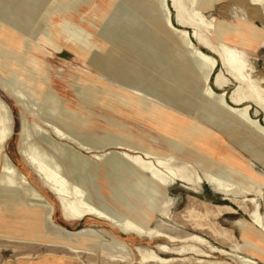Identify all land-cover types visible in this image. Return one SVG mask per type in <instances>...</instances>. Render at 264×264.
<instances>
[{"label": "bare ground", "instance_id": "obj_1", "mask_svg": "<svg viewBox=\"0 0 264 264\" xmlns=\"http://www.w3.org/2000/svg\"><path fill=\"white\" fill-rule=\"evenodd\" d=\"M93 1L94 0H33L32 5L25 4L24 8L34 12L41 10L42 15L40 13L39 15L42 18L48 13L62 14L61 11L64 13H71L82 7L84 10H87L92 5ZM120 1L123 4L125 3L124 8H126L127 12L131 10V16H128L122 23V20L120 21L118 17L113 14L112 17L113 21H115V25H112V21V24H109L108 27H104L105 32H103L101 39H93L89 35H85L82 29H72V26H68L70 31L73 32L72 40L74 41L75 48H77L76 50L82 54L85 51V56L97 67L104 66L107 61L112 60L117 75L124 71L125 62L130 61L131 64L129 63V65L133 67V71L131 70L130 72L135 77L141 78L142 71L137 70L133 65L132 60L135 59L145 64V69H148L151 73L154 74V72H157L159 77H161L160 79H162L160 80L161 82L164 81L165 76H161L164 75V73L160 75V73H162L159 70L161 66L156 62H159V57H165L167 59V54L170 53L173 55V59L182 62V67L185 68H182V70L185 73L187 71L190 73L195 68L197 70L195 72L202 75L205 84V94L202 95V99L205 100L208 105L212 106L211 110L209 109L211 114L214 108V111H219L226 116L234 117L239 122L251 126L264 135V126L249 116L250 105L240 106V97L241 95L243 96L244 86H246V91L252 94V96L263 105L264 98L261 96L262 94L259 93L254 81L246 74L248 64L244 59L243 52L228 45L231 40L237 38L235 33L239 32V28H241L243 30V37L238 46L243 49L254 51L259 41L262 39V31L256 29L244 19H238L237 21H240L239 25L234 26L235 23H224L216 19H208L203 15L204 11L212 10L215 4L222 0H190V5L187 9L182 7V0H171L172 5L176 9L177 22L180 27H176L172 23L169 0H155L157 6L155 11L152 9L148 10V0ZM251 2L253 3L252 5H260L263 3V0H251ZM141 9L149 11V13L154 16L158 14V17H154L153 29L155 34L164 42V51H161L160 48L154 50L156 48L145 43L141 35L138 33L135 34V32H133L135 30L129 29L132 25V19ZM129 14L130 13L127 15ZM4 15L7 17L9 16L7 14ZM37 18H39V16ZM108 18H110V16H108ZM28 21H32L34 25L37 24V21L32 19H28ZM87 23H91V21L88 20ZM117 23H121L122 27H117ZM187 25L194 27V38L201 40L205 35L212 38L213 43L210 45L211 50L219 57L222 66L226 69L228 74L239 83L234 91V95L237 97H233L230 103L225 100L224 90L220 93H216L209 86L208 80L214 75L218 62L212 55L206 54L197 48L190 33L186 29ZM44 29L45 28L42 26L40 31ZM48 32L49 31H47V34H49ZM45 35L46 34H44V37ZM102 43L109 45V48ZM0 44L7 45L8 48L7 50L0 48L1 51L5 52V55L2 53V64H4L5 67H11V60H9V58L11 53H13L12 48L14 45L12 47V39L2 35L1 31ZM29 45V41L27 40V42H25L24 53H26ZM54 48H58V46H54ZM107 50L109 51L106 53ZM168 50L171 51L169 52ZM26 57L28 58L25 54L22 55L20 61H28ZM33 59L34 58L31 60L34 61ZM165 61L166 60H164V63ZM41 63L43 62L40 60L35 61L33 65L28 66L27 64V67H29V70L33 71L34 69H38L40 65L42 66ZM167 63L166 66L168 65ZM170 68L176 72L177 76L180 75L183 78V80L179 78L177 82L166 78L170 84V91H183V88H187L186 76L182 75L180 68L175 70L173 65ZM43 69L42 66V69L39 71L40 74L37 73L36 75L32 73L31 75H33V78H35L34 81L45 93L47 103L49 104L51 101L57 100V105H59L57 114L55 113L56 115L49 117L48 120L40 119L39 115L36 114V105L34 103L29 104L23 91H20L19 88H16V84H12L11 81L9 82L5 78L2 73L3 68L1 69L0 66V91L10 97L14 103L18 105L21 112V130L18 134L17 154L24 164L38 177L42 184L56 197L62 219L70 223H79L87 219H92L107 225L110 230L86 227L77 231H69L54 222L53 215L55 208L53 205L39 191L31 186L26 177L17 169L6 153L5 148L14 135L15 119H13L12 111L8 104L0 98V241L25 246H45L50 249L63 248L70 253V258L62 261V264H85L81 260L82 257H86L87 260H89L88 264H97V262L101 264H135L137 257V264H175L173 257H163L160 254L173 256L175 254H181L182 252L186 253V255L208 258V254L195 245H191L188 249L182 251H175L168 245L161 244L158 247L160 252V254H158L148 247L130 245L127 237L130 238L131 236L139 240L145 239L148 242L166 240L171 244H177L188 241L217 252L222 256H232L237 260L238 264H255L249 258L241 256L238 247H235L232 253H229L215 248L207 240L198 235H191L184 239H178L159 229L152 228L149 226L150 219L147 220L149 216L145 214L138 216L127 214L120 215L106 207L104 203L88 199L86 196L87 185L83 183L84 181H72L68 177L69 175L73 177V170L84 171L85 173H97L100 169H103L106 175H112L114 177L116 175V170L130 174V176L135 179L138 191L143 192L144 190L146 195H149L151 198L157 196V194L159 195L160 192H162L164 196L166 189L176 183H181L184 189L194 193H198V189H201L203 184H208L225 194L237 193L243 195L244 200L253 204L254 208L247 213L248 221L240 220L237 225L241 229L242 235L246 238L250 247H252L253 250H259L262 252L261 255L264 256V250H260L259 246L257 247L255 243H252L251 237L252 235H256L260 239H264V216L261 215L260 204L255 198L248 199L246 197L247 194L255 192V187L252 184H256V182L253 177L248 176L252 184H250L249 187H244L233 179V177L236 176L238 178H243L241 176L243 173L240 174L241 172L239 173L238 170L230 168V166H226L222 169L218 168L217 170L207 169L204 171L203 175H200L195 165L196 162L191 163L192 161L177 159L171 153H166L162 150L156 151L155 149L152 150L146 147L134 146V142L130 144V141L125 142L121 139L107 142V139H104L105 137L103 136L92 135L91 137L81 138L71 134L68 129L69 124L57 125V122H78L77 120H79V118L76 117L77 114L75 112L64 106L65 100L52 88L48 75L44 74ZM33 72H35V70ZM154 76L156 77L157 74H154ZM193 77H195V75ZM199 78L201 79V77ZM215 78L214 85H216L219 90H222V76L219 74ZM91 80L88 86V92L90 93L88 94L90 97L89 101L92 104H96L94 100L101 95L103 87L96 84L93 79ZM168 82L166 83L168 84ZM193 84L190 85L189 83L191 87ZM137 88L138 89L132 91V95L137 101L145 103L147 106L149 105V108L155 107L158 111L167 109L157 103L156 97L144 93L146 91L143 92L139 87ZM194 91L190 94H194ZM81 92H83V90ZM47 108L45 109L47 110ZM206 111H208V109H206ZM25 112L28 113V116L30 115L32 120L28 119ZM124 127L126 126L124 125ZM233 131L228 134L230 135L229 137L233 141L239 142L237 135L233 134ZM185 136V139H183L185 143H182L185 144V146L188 145L190 149L188 148L189 152H182L185 154L183 157L196 159L197 157L193 158L190 154L191 152L197 153L198 149L195 148L194 145L199 144L200 141L209 146V151L220 150L219 143L214 139L206 140L207 136H209L208 131L199 129L198 126L190 124L187 135ZM193 139L196 141H193ZM181 147L184 148L183 146ZM111 149H115L116 151L108 152V150ZM207 151L208 150H204L200 152L207 153ZM249 154L257 161L261 159L256 153L249 152ZM190 158L188 159L191 160ZM102 166L103 168H101ZM65 168L69 169H66L68 173ZM71 170L73 171L72 174L70 173ZM76 175H78V173ZM80 175H78V177ZM257 188L256 190H258ZM143 201L145 202L147 199L145 198ZM171 205V202L160 203L154 206L149 205V207L153 208L150 210L151 212L149 214L151 216L153 213L161 214L165 219H169L168 216ZM216 208L217 213L221 214L220 207ZM188 213L192 220L193 229L196 232L207 231L219 240H229V235L225 233L224 229L209 220L211 216L210 210L207 209L203 215L197 213L195 208L192 207ZM48 229L63 232L67 237L48 234L46 232ZM19 260L28 261L29 257L24 256ZM197 264H205V261L200 260Z\"/></svg>", "mask_w": 264, "mask_h": 264}, {"label": "rangeland", "instance_id": "obj_2", "mask_svg": "<svg viewBox=\"0 0 264 264\" xmlns=\"http://www.w3.org/2000/svg\"><path fill=\"white\" fill-rule=\"evenodd\" d=\"M148 2V10L152 9L155 11L157 8L156 1L148 0ZM32 3L33 0L0 1V31L5 37L12 39V47L14 45L12 48L13 53H11L9 58V60H11V67H5L4 64H2V53L5 55V52L1 50L0 66L1 69L3 68L2 73L5 78L9 82L11 81L12 84H16V88H19L20 91H23L29 104L34 103L36 105V114L39 115L40 119L48 120L49 117L57 114V109L59 108L57 100L53 101L54 103L49 101L51 104L47 103L45 93L34 81L35 78H33V75H31L32 73L37 75L43 66L44 74L48 75L50 85L55 89L58 95L65 100L64 106L75 112L77 114L76 117L79 118V120H77L78 122L66 123L62 121V123L57 122V125L69 124V132L81 138L91 137L92 135L103 136L105 137L104 139H107V142L121 139L125 142L130 141V144L134 142V146L171 153L177 159L192 161L191 163L196 162L195 165L200 175H203L204 171L207 169L217 170L218 168L222 169L226 166H230V168L238 170L239 173L241 172L240 174L243 173L241 175L243 178H238L237 176L233 177L234 181L241 186L249 187L252 183L249 181L248 176L253 177L256 182V184H252L255 187V192L247 194L246 197L248 199L255 198L257 200L260 204L261 215L264 216V135L251 126L244 125L234 117H229L219 111H214V108L211 114L209 109L211 110L212 106L208 105V103L202 99V95L205 94V84L202 75L196 73L195 71L197 70L195 68L190 73L187 71L186 74L182 70V62L173 59V55L170 53L167 54V59L165 57H159L158 60L161 63H156L161 66V69L159 68L162 72L160 75L164 73V75L161 76H165L162 83L160 81L162 79H160L161 77H159L157 72H154V74L158 76H156V78L153 73L145 69V64L135 59L132 60L133 65L137 70L142 71L141 78L135 77L130 72L131 70L133 71V67L129 65V63L131 64L130 61L125 62V69L119 76L116 74L117 72L113 67L112 60L107 61L104 66L97 67L92 61L88 60L84 54L85 51L82 54L76 50L77 48H75L74 41L72 40L73 32L70 31L68 26H72V29H82L85 35H89L93 39H101L103 32H105L104 27H108L109 24L112 23V25H115V21H113L112 17L113 14L116 15L120 21L122 20V23L128 16H131V10L127 12L126 8H124L125 3H121L120 0H94L87 10H84L82 7L71 13H64L63 11H61L62 14L48 13L42 18L39 15V13L41 14V10L34 12L24 8L25 4L32 5ZM181 4L183 8L187 9L189 8L190 0H182ZM252 4L251 0H222L216 3L212 10L204 11L203 15L208 19H216L224 23H235L234 26L239 25L240 21H237L238 19H244L256 29L263 32L262 39L259 41L254 51L243 49L238 46L243 37V30L241 28H239V32L235 33L237 38L231 40L228 45L243 52L244 59L248 64L246 74L254 81L259 93L262 94L261 96L264 98V0L260 5L255 6ZM169 7L173 25L180 27L177 22V12L171 0H169ZM126 12L130 14L127 15ZM4 14L9 16L7 17ZM38 16L39 18H37ZM108 16H110V18H108ZM154 17H158V14L154 16L150 14L149 11L141 9L132 19V25L129 29L135 30L133 31L135 34L138 33L141 35L145 43L156 48L154 50L160 48L161 51H164V42L155 34L153 29ZM28 19L37 21V24L34 25L32 21H28ZM88 20L91 21V23H87ZM41 25L45 28L43 30L44 32L40 31L42 28ZM116 26L122 27L121 23H117ZM186 29L190 33L197 48L206 54L212 55L217 60L218 65L216 71L214 75L210 77L208 83L216 93H220L224 90L225 100L230 103L233 97H237L234 95V91L239 83L228 74L226 69L222 66L219 57L211 50L210 45L213 43L212 38L205 35L203 39L198 40L193 36L194 27L187 25ZM46 30L49 31V34H47ZM44 34H46L45 37ZM26 39L29 41L30 45L26 53H24L25 42H27ZM54 46H58V48H54ZM105 46L109 48V45L106 44ZM0 48L8 49L7 45L2 44H0ZM108 51L109 50H107L106 53ZM168 51L170 52L171 50ZM24 54L28 56V58L26 57L28 61H20V58ZM32 58H34V61L31 60ZM39 60L43 63H41L42 66L40 65L38 69H34L35 72H33L34 70L28 69L29 67H27V64L28 66L33 65L35 61ZM164 60H166L165 63ZM166 63L168 64L167 66ZM172 65L175 70L180 68L182 75L186 76L187 88H183V91L187 90L186 92H177L178 90L170 91V84L166 78L175 82L179 81V78L183 80L180 75L177 76L176 72L170 68ZM216 74L222 76V90H219L216 85H214ZM194 75L196 79L193 77ZM198 76L201 77L202 82ZM91 79H93L96 84L103 87L101 95L94 100L96 104H92L89 101L90 97L88 94L90 93L88 92V86L90 85V81H92ZM166 82H168L169 85ZM189 83L190 85L194 83L193 86L197 91L193 86L192 88ZM137 87L141 88L143 92L146 91L144 93L156 97L157 103L167 109L158 111L155 107L149 108V105L147 106V104L137 101L132 95V91L138 89ZM82 90L83 92H81ZM246 90L247 88L244 86L243 96L241 95L240 97V106L250 105L249 116L264 126V105ZM77 91L81 92L82 95ZM192 91H194V94L191 95L190 93H193ZM0 98L8 104L12 111L13 119H15L14 135L5 148L6 153L17 169L26 177L31 186L39 191L53 205L55 208L53 215L54 222L69 231H77L86 227L110 230L107 225L92 219H87L79 223H70L62 219L56 197L42 184L38 177L24 164L17 154L18 134L21 130L20 108L10 97L6 96L1 91ZM45 108H47V110ZM206 109H208V111H206ZM25 114H27L28 119L32 120L27 112H25ZM190 124L198 126L199 129L208 131L209 136H207L206 140H216L219 143L220 150L209 151V146L200 141L199 144H191L198 150L197 153L191 152L190 155L198 159H191L188 157L191 159L189 160L187 157H183L185 154L182 152H189L190 149L188 145L185 146V144L182 143L184 142L183 139L186 137L185 135H187ZM124 125L126 127H124ZM232 131L234 132L233 134L237 135L239 142H235L229 137L230 135L228 134ZM193 141L196 140L193 139ZM199 150L208 151L204 153ZM115 151V149L108 150V152ZM249 152L256 153L261 159L259 161L255 160ZM101 168H103V166ZM66 169L69 170L68 168H65V170ZM73 171L71 170L70 172L71 174L72 172L74 173L73 177L71 175L68 177L72 181H84L83 183L87 185L86 196L88 199L100 201L104 203L106 207L120 215L127 214L138 216L145 214L149 216L147 220L150 219V227L159 229L178 239H184L191 235H198L207 240L215 248L229 253H232L234 248L238 247L241 256L249 258L255 264H264V256L261 255L262 252L257 249L253 250V248L250 247L246 238L242 235L241 229L237 225L240 220L248 221L247 213L254 208L253 204L244 200L243 195L237 193L225 194L208 184H203L202 188L198 189V193H194L184 189L181 183H176L166 189L164 196L162 192H160L159 195L157 194V196L151 198L149 195H146L144 190L143 192L138 191L135 179L124 171L114 170L116 173L115 177L106 175L103 169H100L97 173H85L84 171L78 170ZM77 173L78 175L83 174L80 175L81 177H78V175H76ZM256 188L258 190H256ZM145 198L147 201L144 202L143 199ZM169 202L172 203L168 216L169 219H165L161 214L153 213L152 216L149 214L151 212L150 210L153 209L149 207V205L154 206ZM192 207L195 208L197 213L203 215L207 209L210 210L211 216L209 220L222 227L225 233L229 235V240H219L207 231L196 232L193 229L192 220L188 213ZM216 207H220L221 214L217 213ZM46 232L51 235L67 237L63 232L50 229L46 230ZM251 237L252 243H255L257 247L259 246L260 250H264V239L262 240L256 235H252ZM127 239L132 246L140 245L148 247L158 254H160L158 247L161 244L168 245L175 251H182L188 249L191 245H195L208 254V258L186 255L184 252L173 256L160 254L163 257H173L175 264H197L200 260H204L205 264H238L237 260L232 256H222L217 252L188 241L171 244L166 240L148 242L145 239L139 240L132 236L130 238L127 237ZM24 256H28L29 260H19ZM67 258H70V253L63 248L50 249L45 246H25L0 241V264H62L61 262L67 260ZM81 260L85 264H88L89 260H87L86 257H82ZM137 261L138 257L136 258L135 264H137ZM97 264L101 263L97 262Z\"/></svg>", "mask_w": 264, "mask_h": 264}, {"label": "crops", "instance_id": "obj_3", "mask_svg": "<svg viewBox=\"0 0 264 264\" xmlns=\"http://www.w3.org/2000/svg\"><path fill=\"white\" fill-rule=\"evenodd\" d=\"M256 6V5H255Z\"/></svg>", "mask_w": 264, "mask_h": 264}]
</instances>
